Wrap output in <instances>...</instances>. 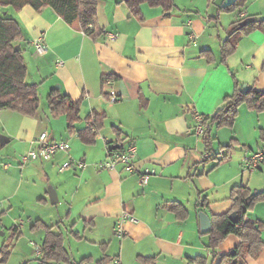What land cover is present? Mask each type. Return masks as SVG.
<instances>
[{"label": "crops", "instance_id": "obj_1", "mask_svg": "<svg viewBox=\"0 0 264 264\" xmlns=\"http://www.w3.org/2000/svg\"><path fill=\"white\" fill-rule=\"evenodd\" d=\"M235 1L174 0L170 11L142 2L134 14L126 0H98L93 35L82 31L80 19L70 24L51 7L11 9L23 31L27 81L39 84L40 107L35 115L0 109V134L9 139L0 147L3 235L13 225L20 235L28 230L39 241L31 244L41 250L46 229L33 226L43 222L63 234L74 260L70 249L82 244L85 252L80 255L91 258L88 264L95 257L97 262L107 257L103 264L114 257L122 264H213L240 244L230 234L214 252L199 212L212 216L231 211L236 184L264 189V161L253 171L244 168L246 157L264 149V108L242 103L232 125L213 128L212 150L194 132L198 116L213 115L237 81L264 91V29L242 34L235 50L222 55L236 22L264 18V0ZM108 32H116L117 38ZM41 35L48 48L42 55L33 45ZM108 75L109 83L103 80ZM56 84L73 100H81V119L73 130L66 115L55 116L48 103ZM109 90L116 91L117 101L108 100ZM94 111L106 116L93 131L95 141L88 142L80 131ZM43 131L51 139L69 141V151L21 164L20 155ZM129 143L137 145L136 172L121 164L100 167L109 144L121 148ZM229 143V156L219 161ZM69 156L85 166L63 169ZM146 169L154 173L142 184L140 173ZM50 185L58 195L56 203L50 200ZM204 200L208 205L201 207ZM179 204L177 211L173 207ZM125 212L137 221L121 223ZM248 216L262 224L264 242V201ZM34 252L40 259L42 252ZM247 263L264 264V246Z\"/></svg>", "mask_w": 264, "mask_h": 264}, {"label": "trees", "instance_id": "obj_2", "mask_svg": "<svg viewBox=\"0 0 264 264\" xmlns=\"http://www.w3.org/2000/svg\"><path fill=\"white\" fill-rule=\"evenodd\" d=\"M126 2L134 14L140 12L139 5L142 2L161 5L165 11H170L176 6L174 0H126ZM235 2L237 3L238 0ZM97 3L98 0H0V5L12 6L15 9L31 5L37 11H42L51 7L70 24L80 19L82 27L85 29L88 23H94L93 10ZM256 29H264V18L245 17L236 22L222 46L223 58L235 50L242 34H247ZM86 31L87 34L93 35L95 29L87 28ZM23 39V31L19 21L8 12H0V109H11L25 115H35L40 107L39 84L27 81L28 68L24 58ZM16 45H21V49L17 50ZM109 78L111 75L103 76L104 81ZM244 102L257 110H262L264 108V91L256 86H248L247 89H244L243 85L237 81L234 91L225 96L223 105L217 108L213 115L204 117L209 123L202 136L206 149L212 150L214 137H212L211 132L213 128L232 125L239 106ZM48 103L55 116L66 115L68 127L73 130L75 124L81 119V100L75 101L68 94L63 93L61 89L52 88L48 94ZM105 116L104 112L94 111L92 116L88 117L90 124L80 131V135L86 141L94 142L95 134L93 131L98 130L103 125ZM108 146L110 149L115 148L110 144ZM227 147L229 148L228 152L224 153L219 161L229 156L232 144L229 143ZM230 198L233 200L231 211L210 216L212 228L206 232L209 236V248L216 252L220 243L230 234L238 236L240 244L233 249V252L231 250L221 254L219 260L213 264H248L247 257L256 258L264 246L261 237L262 224L248 216V211L256 203L264 201V189L252 190L244 184H236L232 187ZM207 205V200L200 203L201 207ZM180 206V204L174 205L173 208L179 211ZM233 211L238 212L236 221L229 218V214ZM33 227L46 229L41 247L40 264H88L90 262V257H84L77 261L73 259L70 251L64 246L62 233H55L52 231V227L39 221ZM10 231L12 237L20 235L17 226L13 225ZM9 253V244L4 243L0 248V261L7 259ZM199 259L204 260L201 257ZM105 261H107V257L100 259L98 264H103Z\"/></svg>", "mask_w": 264, "mask_h": 264}, {"label": "built area", "instance_id": "obj_3", "mask_svg": "<svg viewBox=\"0 0 264 264\" xmlns=\"http://www.w3.org/2000/svg\"><path fill=\"white\" fill-rule=\"evenodd\" d=\"M95 29L94 23L90 22L87 24L86 29ZM85 28H82V31L87 34ZM108 35L115 39L118 34L116 32H108ZM191 39L194 44H196V36L193 34ZM33 45L36 51L39 54H45L48 52V48L44 41V36L41 35L37 37L33 41ZM111 79H107L106 82H110ZM108 100L110 102H115L118 100V94L115 90L108 91ZM209 123L203 116H198L197 124L194 127V132L202 137L205 130L208 128ZM70 142L67 140H54L51 139L48 131H43L39 137L35 140V145L31 147L28 151L22 153L20 155V163L27 164L29 162L35 160H51L54 156L59 152H68L70 149ZM136 156H137V145L135 143H129L121 148H113L110 149L107 146V159L104 162L99 163L102 169H113L117 165H123V168L127 172H136L137 164H136ZM264 161V149L253 152L248 157L245 158L244 168L247 170H255L258 165ZM75 165L76 167H84L85 162L82 160H76L73 157L69 156L67 160L64 161L62 168L66 169ZM154 173L152 169H146L144 172L140 173V182L142 184H146L150 175ZM126 220L137 221V219L129 212H125L122 216L121 223ZM122 225V224H121ZM124 235V229L122 226L117 231V237L122 238ZM41 250L37 249V254H40ZM108 264H122L121 260L118 257H114L110 263Z\"/></svg>", "mask_w": 264, "mask_h": 264}, {"label": "rangeland", "instance_id": "obj_4", "mask_svg": "<svg viewBox=\"0 0 264 264\" xmlns=\"http://www.w3.org/2000/svg\"><path fill=\"white\" fill-rule=\"evenodd\" d=\"M11 9H14V8L12 6L0 5V12L1 13H7L8 12V14L11 15ZM29 80L31 81V79H29ZM57 85L58 84H56V86ZM80 228H81V226H80ZM78 230H79V228H78ZM32 240L34 242H35V240L37 242H39L35 237L29 235L28 230H25L23 235L14 236V237H12L11 231H8L6 235H0V248L4 243L9 244V247H10V253H9L7 259H5L4 261H0V264H40V260L37 259V257L33 256V254H35L34 251L37 250V247L34 244H31ZM66 246L70 249L71 245L69 244V242L66 241ZM72 248L73 249H70V250H72L74 252V257L76 258V260H80L83 256V255H80V254H82L81 252H85V251H83L84 247L82 246V244H80L79 247L73 246ZM77 249L80 252H77ZM24 250H27V253L31 254L32 256L27 255V257H25V255H23ZM93 254H95V256H98L97 252H93ZM97 260H98V257H95V260H93L92 263H90V264H98Z\"/></svg>", "mask_w": 264, "mask_h": 264}, {"label": "water", "instance_id": "obj_5", "mask_svg": "<svg viewBox=\"0 0 264 264\" xmlns=\"http://www.w3.org/2000/svg\"><path fill=\"white\" fill-rule=\"evenodd\" d=\"M16 49L20 50L21 49V45H16ZM56 88H60V85H57ZM244 89L248 88L247 84L243 85ZM8 137L4 134H0V145H4L6 143V141H8ZM48 192H49V197L52 203H56L58 202V195L56 193V191L54 190V188L50 185L48 187ZM199 217H200V221H201V227H202V231L203 232H207L212 228V221H211V217L204 211H200L199 212ZM229 218L232 221H236L238 219V212L237 211H233L229 214ZM4 231H0V235H3ZM233 252V250H232Z\"/></svg>", "mask_w": 264, "mask_h": 264}]
</instances>
